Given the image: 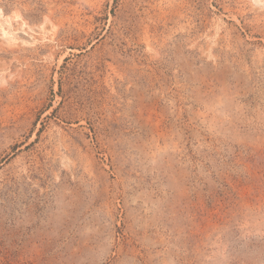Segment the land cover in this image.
Masks as SVG:
<instances>
[{"label": "rangeland", "instance_id": "1", "mask_svg": "<svg viewBox=\"0 0 264 264\" xmlns=\"http://www.w3.org/2000/svg\"><path fill=\"white\" fill-rule=\"evenodd\" d=\"M0 9V264H264V0Z\"/></svg>", "mask_w": 264, "mask_h": 264}, {"label": "bare ground", "instance_id": "2", "mask_svg": "<svg viewBox=\"0 0 264 264\" xmlns=\"http://www.w3.org/2000/svg\"><path fill=\"white\" fill-rule=\"evenodd\" d=\"M17 17H20V15H18V12L17 11H14L13 12V15H9V16H5L1 9H0V29L2 30V34L4 35L6 41H9L10 40H13L14 36L13 34L10 32L9 30V25L11 24V19L12 18H17ZM24 23V21L22 22ZM3 24H7V28L5 26H3Z\"/></svg>", "mask_w": 264, "mask_h": 264}]
</instances>
